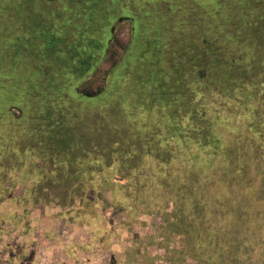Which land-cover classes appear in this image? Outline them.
Listing matches in <instances>:
<instances>
[{"label": "rangeland", "instance_id": "374dc122", "mask_svg": "<svg viewBox=\"0 0 264 264\" xmlns=\"http://www.w3.org/2000/svg\"><path fill=\"white\" fill-rule=\"evenodd\" d=\"M82 1H87L83 6L96 7L93 19L106 26L117 15L126 18L130 11L135 12L134 43L129 23H117L98 59L97 69L102 73L117 67L123 75L120 83H126V75L134 70L154 72L157 64H152L148 56L160 40L166 56L162 57V67L169 69L173 59L168 60L167 53L178 42L189 43L195 32L192 25L207 23L202 16L209 7L207 0L135 1L130 7L127 0ZM66 7L67 0H0V56L16 55L24 60L16 62V69L12 59L8 65L12 74L34 76V70L26 66L29 50L32 56H38L40 37L46 45L44 35L51 34L53 25L57 37H78L80 24L64 30ZM159 12L165 21L158 20ZM263 13L258 12L253 20ZM145 24L149 26L146 30ZM226 33L232 40L238 36L234 30ZM216 37L222 42L221 35ZM26 39L27 43L20 46ZM251 44L255 51L250 55L246 48L231 55L229 49L224 50L229 53L223 57L226 66L244 76L239 77L238 90L229 84L209 82L210 87L198 97L201 105L196 109L213 120L221 131L218 138L230 154L224 159L233 172L223 179L205 181L203 162L181 158L178 142L161 137L156 117L150 120H156L150 134L148 131L141 137L134 133L135 124L143 127L141 123L148 121L141 113L151 100L133 81L122 86L125 93L118 88L119 94L112 92L109 98L111 112H127L120 126L114 122L116 117L104 123L106 131L110 133L116 125L121 135L110 137L117 142L114 149L107 150L114 152L111 159L101 155L104 149L96 148L97 135L89 120L83 122L94 133L92 140L83 143L84 150L79 145L64 152L48 140L44 146L39 139L36 142L25 124L15 126L12 119L0 117V264H264V46ZM3 47L10 49L3 51ZM209 60L211 64L215 58ZM93 75H84L88 82L92 80L84 89L89 93L96 91L102 80L101 74L96 78ZM5 78L0 68V114L14 100L13 107L21 104L15 95L7 96L14 91ZM184 80L188 83L187 78ZM44 88L29 80L18 93L21 98H29ZM155 89L160 92L159 86ZM200 89L204 90L196 88L198 93ZM167 97L170 103L172 99ZM91 103L87 101L86 105L93 109ZM29 105L34 104L28 100L23 104L27 113ZM97 107L105 111L106 106L97 103ZM11 112L9 117L22 114L13 108ZM35 116L30 114L29 121ZM157 116L160 119V113ZM80 119L82 116H77L74 121ZM179 122L186 124L185 120ZM23 133L25 143L20 140ZM15 134L14 143L11 138ZM155 144L161 154H178L176 159L170 162L167 155L168 162L163 164L148 161L145 151L156 149Z\"/></svg>", "mask_w": 264, "mask_h": 264}, {"label": "trees", "instance_id": "16d2710c", "mask_svg": "<svg viewBox=\"0 0 264 264\" xmlns=\"http://www.w3.org/2000/svg\"><path fill=\"white\" fill-rule=\"evenodd\" d=\"M135 1L145 4L151 0H127V7H130ZM207 1L209 2L207 5L209 7L205 9L208 8V10L203 16L201 14L203 20L207 19V23L204 22V25H200V27L199 24L194 23L192 26L195 27V32L189 43L188 40H185L173 45L174 48L171 47L170 53H167V58L168 60L172 58L174 61L172 60L169 69L162 67V63L165 60L162 57L165 55L164 52H161L160 40L158 41L159 44L156 45L155 48H152L148 56L152 64L154 62L157 64L155 70L153 69L154 72L150 71L144 74L140 70H134L132 75H126V78H128V81L126 79L124 80L126 83H123V81L120 83L119 79L123 78V75L119 70H116L117 67L114 69L112 68L109 72L106 71L102 73V71L97 69L99 64L98 59L100 57L102 45L104 49H106L110 37L114 35V31L116 30L115 25L117 23H129L130 34H133H131V43H134L132 38H134V34H136L134 26L136 21L132 17L135 16L133 15L135 12L130 11L131 13L128 15L130 17L126 18L123 17V15H117L113 18L111 24L106 26L101 22L98 23V20L96 21L93 19V14L97 16L96 7L92 5L89 7L83 6L82 4L85 5L87 1L83 3V1L80 0V3H78V0H69L68 3L67 0V7L64 8V11L67 10V15L64 16V14H62L66 18L64 30L69 31L74 29V24L78 23L80 27L77 28L79 31L76 30V32H79V35L78 37L75 36V38H68L64 35L62 38L57 37L55 36L57 34L52 32L54 31L57 33L53 25L52 31L49 28L51 34L44 35L46 38V45L40 37L42 46L39 48L40 52H38L37 57L32 56V50L24 47L31 53V57L26 66L34 70V76H32V74L30 75V73H23L21 75L12 74L8 70V65L11 66L10 63H12V59L16 65V69L18 68L16 62L24 60L21 59L20 61L16 55L15 57L13 56V58H1L0 56V68L5 71V79L10 81L9 84L11 83L10 86L14 91L13 93L9 92L7 96L13 94L17 102L19 104L21 103L18 108H15L13 107L15 105L14 100L11 104L6 106V112L0 114V117L7 116V118L15 122V126L16 124H25L27 130H32L34 134L33 139H35L36 142H38L39 139V144L44 146L46 140H48L52 143L53 147L55 146L60 151L64 152L69 151V148H79V145L84 150L85 146H82L83 143L85 144L87 140H92L91 137L95 133L97 135L95 141L98 142L96 148L100 147L104 149L101 155H103L105 159H111L114 152H109L107 150L114 149L113 146H115L117 142L115 139L110 141V137L118 138L121 135L116 125L112 127L110 133L106 131L108 126H104V123H108L110 119L116 117L114 122L120 126L121 121H123L122 117L126 118L127 112H111L109 98L112 96V92L119 94L121 90H118V88L121 89L124 85L126 87L127 84L133 81L135 86L140 85L138 89L141 91V94H144L148 100L149 98L151 100L146 106V110L142 109L141 113L143 117L146 116L148 118V121L145 123L140 122L143 127H138L137 124H135L136 128H134V133L141 137L142 135L146 136L147 134L145 133L148 131L150 134V126L153 125L156 127V120L154 122H150V120L152 117V119L156 117L155 119L160 120L157 125L162 133L161 137L163 136V138L166 139L168 136L171 140L173 139L176 143L178 142L177 148L182 152L179 153L181 158L184 157V159H188L191 163L197 161L200 163L203 162L202 173L205 175V181L209 182L213 179L215 180L216 177L223 179L226 174L228 175V172L229 175L230 172H233L229 162H226L224 159L225 156H228L229 151L225 149L221 138H218L217 133L221 131H217L215 124L212 122L213 120L211 118L208 119L207 115L203 116L202 111L200 112L196 109L201 105L198 97L203 94V91H206L210 87L208 84L209 82L215 85L229 84L232 85L233 89L235 88V90H238L237 85L240 82L239 77L242 76L241 72H236L228 68L229 66H226L223 57L229 53L231 55L237 50H239V52L241 50L244 51L245 48L246 54L250 55L255 51L254 48L251 47L253 46L251 43H254L258 48L264 46L262 44L264 43V13L259 14L255 21L253 20V17L257 15L258 12H264V0ZM79 6L81 7L79 8ZM256 7H258V9L254 11ZM145 13L147 14L148 12ZM148 16L149 15H146V17ZM233 18H237L234 21L235 23H232ZM164 19L165 18L162 17L159 12L158 20L165 21ZM210 19H212V21H210ZM208 23L213 24L209 25ZM148 27L149 26L145 24V30ZM200 28H202V30ZM225 30H234L238 36H235L232 40L231 35L226 33ZM139 33L142 32L140 31ZM170 33L172 34L173 32L170 31ZM66 34L67 31H65V35ZM202 34L204 35L203 37ZM218 35H221L222 42L217 39L216 36ZM210 38H215L216 42L211 41ZM242 42L243 45L240 46ZM26 43L27 39L20 46ZM197 46H200L201 49H197ZM213 46H216V48H213ZM10 47H3V51L10 49ZM226 48L230 51L227 54L224 51ZM144 51H146L145 48ZM154 51H156V53H154ZM209 57L215 58L217 62L214 60L215 62L213 61L209 64ZM216 64H219V67H215L214 65ZM90 72L94 73V78L100 74L102 76L99 87L93 93L84 90L86 84H91L92 82V80L88 82L84 79V75ZM79 78L81 81H79ZM186 78L188 79V83H184V79ZM17 80L18 82L16 83L15 81ZM29 80H31L33 84L45 86L44 91L29 96L30 100L25 97L21 98L18 93L20 89H22V86ZM171 84L173 87H170ZM156 86H159L160 92L155 89ZM125 87L122 88V93H125ZM196 88H204V90L201 91L200 89L198 93ZM130 91H134V89L130 88ZM127 93L129 92L127 91ZM129 94H131V92ZM244 95L247 97L245 92ZM167 96H170L172 99L170 103L169 100H167ZM103 99L105 102H108L105 103ZM27 100L31 102V104H34L28 106L29 108H27V111H30L29 113L23 110V104L26 103ZM87 101H92L90 106H92L93 109L88 108V105H86ZM97 103L105 105V111H101V105H99L100 107L98 108ZM12 108L19 110L22 114H18L16 117L11 116L15 119L9 117L10 114L12 115ZM34 113L36 116L32 118V121H29V115H33ZM159 113L160 119L157 116ZM77 116H82V119L75 122L74 119L77 118ZM84 120H89L93 123L92 125L95 131L93 134L88 130V126L84 125ZM180 120L182 122L185 120L186 124L180 123ZM77 122H79V124H77ZM33 124L35 126H33ZM14 130L16 134H19L18 129ZM16 134L15 137L11 138L14 143L16 142L15 138H17ZM76 134H78V138ZM24 137L23 133L20 138L23 143L26 142ZM161 137L158 139H162ZM154 146L156 149L152 151L147 149L145 151V157L148 161H159L162 162L160 164H163L168 162L166 158L167 155L170 157V162L176 159V155H178L176 153L172 154L170 151L168 154H163L164 152L161 154L158 152L160 151L157 147L158 145L155 144ZM84 153L87 154L86 152ZM104 155L109 157H105ZM141 157L142 156H140V159ZM246 163L248 164L249 162Z\"/></svg>", "mask_w": 264, "mask_h": 264}]
</instances>
